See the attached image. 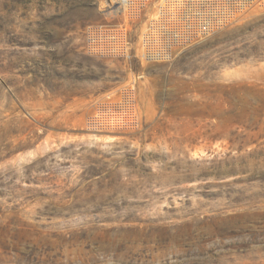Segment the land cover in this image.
<instances>
[{"label": "rangeland", "instance_id": "1", "mask_svg": "<svg viewBox=\"0 0 264 264\" xmlns=\"http://www.w3.org/2000/svg\"><path fill=\"white\" fill-rule=\"evenodd\" d=\"M158 1L0 0V264H264V0L149 61ZM120 22L129 56L85 51Z\"/></svg>", "mask_w": 264, "mask_h": 264}, {"label": "built area", "instance_id": "2", "mask_svg": "<svg viewBox=\"0 0 264 264\" xmlns=\"http://www.w3.org/2000/svg\"><path fill=\"white\" fill-rule=\"evenodd\" d=\"M116 1L131 19L140 17L149 5V0ZM258 1L159 0L140 33L141 55L149 61L170 60L180 50L231 21L243 6ZM130 30L123 22L91 24L85 30V51L104 57L129 56L133 45ZM128 97V105L119 107L121 110H116L118 107L111 103L100 104L91 116L90 124L112 127L126 122L127 117L133 119L134 93H129Z\"/></svg>", "mask_w": 264, "mask_h": 264}]
</instances>
